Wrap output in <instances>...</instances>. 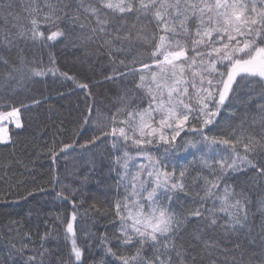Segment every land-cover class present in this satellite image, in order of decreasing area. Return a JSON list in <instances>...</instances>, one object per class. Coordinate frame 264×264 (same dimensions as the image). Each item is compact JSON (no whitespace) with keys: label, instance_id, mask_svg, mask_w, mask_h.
<instances>
[{"label":"snow or ice","instance_id":"1","mask_svg":"<svg viewBox=\"0 0 264 264\" xmlns=\"http://www.w3.org/2000/svg\"><path fill=\"white\" fill-rule=\"evenodd\" d=\"M57 51H72L89 70L106 63L113 104L96 102L100 82L87 72L61 71ZM48 78L85 96L71 142L47 148L53 165L108 149L87 158L82 176L74 165L62 179L53 167L19 196L70 204L54 217L70 243L69 259L56 264H84L81 236L95 239L110 264H264V255H232L257 237L264 254V0H0V145L12 146L8 126L23 128L22 115L47 101L33 86ZM97 156L115 174V197L81 211ZM12 168L2 166L0 182ZM96 216L108 219L111 237L92 231ZM53 230L39 249L11 245L21 264H51L44 242Z\"/></svg>","mask_w":264,"mask_h":264},{"label":"trees","instance_id":"2","mask_svg":"<svg viewBox=\"0 0 264 264\" xmlns=\"http://www.w3.org/2000/svg\"><path fill=\"white\" fill-rule=\"evenodd\" d=\"M57 60L61 71L81 79H83L82 74L87 72L93 81H99L100 83L92 88L96 102L101 106L113 104L118 90L114 83L103 80V76L108 71L106 63L104 67L96 66L89 70L84 66L76 65V57L72 51H66L63 54L57 51ZM33 93L38 97L46 96L48 99L42 102L39 107H34L22 115L23 128L15 129L12 125L9 126L10 135L14 141L12 146L0 145V176L4 175L2 166L9 161L13 162V168L8 173L11 179L0 182V193H5L8 196L7 206L4 202H0V264H21L23 257L15 249H12L11 245L15 244L16 248H20L23 244H28L30 249H39L40 236L52 229L53 225H55V230L44 242V247L50 250L46 259L51 264H56L57 258L69 259L70 243L64 239L63 231L54 217L57 214L63 215L70 212L72 210L70 204L56 201L52 196L29 198L27 201L20 200L19 196L24 194L26 189L32 187L33 178L42 184L48 181L53 167L62 179L66 175L65 170L72 171L74 165L79 168L82 176L87 171L89 156L100 151L105 153L108 151L103 145L100 149H93L92 152L77 151L71 153L67 161L62 156L58 157L53 165L47 148L61 140L64 143L71 142L76 130V121L79 119L81 110L85 107V96L83 92L74 89L72 82L54 83L51 78L36 83L33 86ZM58 93H63V95H58ZM224 119H227V113L224 114ZM83 135L84 139L88 136L87 133ZM79 142L83 143V140H79ZM188 159L191 160L192 157L189 156ZM17 161L23 163H17ZM186 162L180 161V163ZM106 164V161L101 162L97 156V171L89 176L88 182L83 188L82 199L85 207L81 211H85L93 203H97L99 206L102 201L105 202L104 207H108V202L115 197V191L110 187L115 184L111 178L115 174L108 172ZM19 181H23V184H19ZM64 183L71 184L72 179H64ZM74 186L78 187L79 185ZM93 219L97 222L92 227L93 232L97 234L107 232L110 237L115 232V229L110 226L105 227L108 225V219L100 216L93 217ZM87 224L91 227L92 221L88 220ZM25 233L31 234V241L24 239ZM78 243L85 247L84 264H96L102 258L110 264L109 258L104 256L103 250L95 239L88 241L81 236ZM225 246L230 247L229 245ZM113 247L115 250V245ZM241 253H243L245 262L259 260L264 255L261 252L259 237L255 244L241 241L240 251L233 252L232 255H235L239 261ZM32 254V252H25L23 255Z\"/></svg>","mask_w":264,"mask_h":264},{"label":"rangeland","instance_id":"3","mask_svg":"<svg viewBox=\"0 0 264 264\" xmlns=\"http://www.w3.org/2000/svg\"><path fill=\"white\" fill-rule=\"evenodd\" d=\"M9 126H10V125H9ZM9 126H8V127H9Z\"/></svg>","mask_w":264,"mask_h":264}]
</instances>
